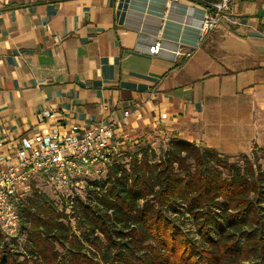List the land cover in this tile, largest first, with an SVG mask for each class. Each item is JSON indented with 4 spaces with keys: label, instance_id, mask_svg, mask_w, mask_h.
<instances>
[{
    "label": "crops",
    "instance_id": "0c3cea01",
    "mask_svg": "<svg viewBox=\"0 0 264 264\" xmlns=\"http://www.w3.org/2000/svg\"><path fill=\"white\" fill-rule=\"evenodd\" d=\"M204 9L190 0H0V172L22 140L112 120L117 151L171 133L225 155L264 148V0H231L197 41ZM157 41L191 55H150ZM42 112L50 117L40 121ZM29 191L28 181L19 192Z\"/></svg>",
    "mask_w": 264,
    "mask_h": 264
},
{
    "label": "trees",
    "instance_id": "16d2710c",
    "mask_svg": "<svg viewBox=\"0 0 264 264\" xmlns=\"http://www.w3.org/2000/svg\"><path fill=\"white\" fill-rule=\"evenodd\" d=\"M161 142L140 140L128 162L114 155L68 212L34 183L12 197L18 228H0V264H264V148L225 155L175 133Z\"/></svg>",
    "mask_w": 264,
    "mask_h": 264
},
{
    "label": "built area",
    "instance_id": "2783aa9c",
    "mask_svg": "<svg viewBox=\"0 0 264 264\" xmlns=\"http://www.w3.org/2000/svg\"><path fill=\"white\" fill-rule=\"evenodd\" d=\"M230 1L217 0L210 4V10H203L197 41L216 26L220 15L229 9ZM148 53H169L175 58L191 55L189 51L169 50L159 41L149 48ZM128 116L129 112L123 113L124 121ZM38 117L42 121L50 116L47 112H42ZM118 124L112 120L108 126L85 124L83 128H79L78 125H73L65 136L51 132L22 140L15 152L16 162L7 163L0 172V228L6 236L16 234L19 222L10 200L18 196L19 191L28 189V181L32 176L42 177L59 192L76 191L90 177L102 176L107 166L113 163L117 152L114 127Z\"/></svg>",
    "mask_w": 264,
    "mask_h": 264
},
{
    "label": "rangeland",
    "instance_id": "374dc122",
    "mask_svg": "<svg viewBox=\"0 0 264 264\" xmlns=\"http://www.w3.org/2000/svg\"><path fill=\"white\" fill-rule=\"evenodd\" d=\"M146 138L144 139L145 141L149 142L151 144V147L154 148L156 151L158 150V148L160 147V145H162L163 143L161 142V140L154 136V135H146ZM142 140L141 138H135L132 139L131 141H125L124 145H121V147L118 149V151L115 154V158H119L121 160V162H128L129 161V152L134 150V146L136 144H138V142ZM106 172H103L102 176H98V177H90L89 180H96V179H100L103 180V177L105 176ZM88 180V181H89ZM86 181V182H88ZM31 183H34L35 186L42 192H44L54 203V205L58 208V209H63L65 208V210L68 212L69 208H70V201L72 198H74L75 196H81L86 198V185L84 183L83 187L81 188H77L76 191H57L53 188L52 185L48 184L47 182H45V180L40 177V176H34L33 179L29 180V185ZM89 183V182H88ZM28 194H30V191L26 194L24 193H19L18 196H16L17 198H24L26 197ZM15 201V200H13ZM10 202L12 203V200H10ZM12 205L14 206V203H12ZM180 222H182L183 225V229L188 232L191 236H195V231L192 229L191 227V222L186 220V219H180Z\"/></svg>",
    "mask_w": 264,
    "mask_h": 264
},
{
    "label": "bare ground",
    "instance_id": "6f19581e",
    "mask_svg": "<svg viewBox=\"0 0 264 264\" xmlns=\"http://www.w3.org/2000/svg\"><path fill=\"white\" fill-rule=\"evenodd\" d=\"M198 28H199V25H198ZM198 28H197V30H198Z\"/></svg>",
    "mask_w": 264,
    "mask_h": 264
}]
</instances>
